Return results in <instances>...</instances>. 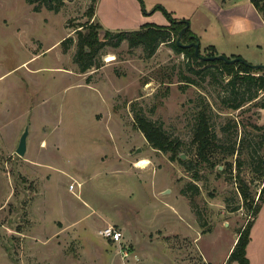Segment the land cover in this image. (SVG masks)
I'll return each mask as SVG.
<instances>
[{"label":"rangeland","instance_id":"1","mask_svg":"<svg viewBox=\"0 0 264 264\" xmlns=\"http://www.w3.org/2000/svg\"><path fill=\"white\" fill-rule=\"evenodd\" d=\"M120 1L104 2L119 10L106 16L128 28L107 30L151 24L135 25V12L169 24L154 10L161 6L173 19L193 20L195 30L210 26L201 55L212 44L218 55L264 64L262 24L251 21L247 32L230 36L216 20L230 22L247 0ZM88 6L0 0V264H224L236 232L251 220L235 176L254 203L264 190V89L238 83L242 106L230 111L228 77L167 43L150 56L126 41L104 46L95 58L100 67L81 73L75 28L87 22ZM67 37L73 43L63 52ZM202 111L214 136L205 160L192 143ZM135 114L178 140L187 165L152 148ZM263 206L247 246L250 264H264ZM106 227L121 232V241L101 236Z\"/></svg>","mask_w":264,"mask_h":264},{"label":"trees","instance_id":"2","mask_svg":"<svg viewBox=\"0 0 264 264\" xmlns=\"http://www.w3.org/2000/svg\"><path fill=\"white\" fill-rule=\"evenodd\" d=\"M37 0H29L32 4ZM142 4L141 0H138ZM258 15L261 17L264 23V0H248ZM47 4L48 2L44 0ZM98 0H89V6L85 13L88 20L75 28V53L74 63L77 64L81 73L86 72L90 68L98 69L100 66L95 62V58L99 51L104 46H110L111 48H117L121 42L126 41L129 48H135L142 46L144 51L150 56L156 48L158 43L170 44L172 49L177 54H182L186 59H190L195 62L199 67L210 66L218 70L221 75L228 77L227 84L230 86V93L228 94L227 108L230 111L239 109L242 105V101H236L237 93L235 88L238 83L246 85L247 88L253 86L256 91L264 89V70L253 69L250 63L245 65L244 63L236 62L234 64H226L219 60H203L202 57H214L217 54L213 46L206 47L205 54L196 55L194 48H184L176 44V39L180 34V43L189 44L195 42L198 39L190 31L189 22L186 19H173L169 13H167L161 6H157L154 10H161L168 20L167 26H156L154 24L142 25L138 30L133 31H111L105 29L94 17L95 7ZM34 11H39L38 7L34 8ZM188 24V26H186ZM102 36V37H100ZM73 43L71 37L64 39L60 46L63 52H66L68 46ZM200 48V45H199ZM226 58V57H225ZM240 58V57H236ZM233 59V58H226ZM255 74H257L255 76ZM183 82L186 84L191 81L183 77ZM255 95V94H254ZM253 95V96H254ZM254 99V98H253ZM250 98L249 100H253ZM226 102V100H225ZM259 107L264 108V103ZM196 126L192 135V143L196 144L197 154L205 160L203 154L204 150L211 145L214 141V136L210 135L208 128V120L204 112H200L196 118ZM134 122L137 129L143 134L147 143L154 149L162 153H169L170 160H178L182 165L186 166L187 162L181 161L179 154V147L181 143L178 140L170 139L162 128L155 123L147 120L143 116L134 115ZM261 163V161H260ZM238 166L240 164L238 163ZM259 168V167H257ZM219 170L218 168H216ZM260 174L262 171L260 170ZM236 178V191L238 192L243 206L251 214V220L246 221L242 228L236 232L235 243L229 252L224 264H249L246 258V246L249 242V234L253 225V221L259 210L261 204L264 201V190H260L257 196V203H254V198L251 196L248 185L237 174ZM191 207H194L193 199H188Z\"/></svg>","mask_w":264,"mask_h":264},{"label":"crops","instance_id":"3","mask_svg":"<svg viewBox=\"0 0 264 264\" xmlns=\"http://www.w3.org/2000/svg\"><path fill=\"white\" fill-rule=\"evenodd\" d=\"M109 1L112 4L117 5V6H119L120 3H121L120 0H109ZM126 1L131 7L135 6V3H134L133 0H126ZM104 2H107V0H98L96 8H95V13H94L95 19L104 28H108V27L111 28V29H117V28H120V27L128 28L126 26L127 24L125 26H120V25L112 26V24L109 23L110 20H109L108 17H110V16H109L108 12L110 10L113 11V12H116V11H119V10H116L115 8L107 9L103 5ZM203 4L205 5V3H203ZM214 5L216 7H218L217 4L214 3ZM242 8L245 10V12H240V14H237V15L236 14H232V17L234 19L231 20L230 22H226V21H224L223 19H220V18H218V19L221 20V21H218V19H216L217 22L221 25V27L230 36H234V35H237V34H244L245 32H247L249 29H251V27H250V25H251L250 22L251 21H253L255 23L257 22L259 25L262 24L264 26V23H263L261 17L258 15V13L255 11V9L252 7V5L250 4V2L248 0H247V3L242 5ZM219 10L220 9H218V12H219ZM135 13H136V14H134L135 15V19H136V24L135 25H137V26L141 25L144 22L151 23V24H154L156 26H162V27L168 25L167 22L163 18H161V16H159L158 14H153L149 18H144L143 16H141L140 13H138V12H135ZM106 14H108V17L106 16ZM179 19H186V18H179ZM188 22H189L190 31L197 37L199 45H200L201 40L202 39L203 40L206 39L205 36H206L207 30L209 29L210 26H207L206 28H197L198 30H195V26L193 25V23H194L193 20L188 19ZM209 46H213V45L209 44ZM262 210H263V208L261 207L259 213L262 212ZM259 213L257 214V218H258ZM256 220L257 219L255 218V220L253 222V225H252V228L250 230L249 238H250V236L252 234V231L254 230V227H255V224H256ZM234 243H235V241H234ZM249 243H250V239H249V242H248L247 246L249 245ZM247 246H246V250H245L246 251V258L248 259L249 264H250V260H249V257H248ZM231 249H230V251H231Z\"/></svg>","mask_w":264,"mask_h":264},{"label":"water","instance_id":"4","mask_svg":"<svg viewBox=\"0 0 264 264\" xmlns=\"http://www.w3.org/2000/svg\"><path fill=\"white\" fill-rule=\"evenodd\" d=\"M47 2L51 1V0H46ZM188 26V24L186 25ZM182 32V31H181ZM180 32V34H181ZM180 34L178 35L177 39H176V44L178 46L184 47V48H190L193 47L194 48V52L196 55L199 54V44L197 43V40H195V42H191L189 44H181L180 43ZM203 60L206 61H210V60H219L222 61L226 64H234L236 62H240V63H244L245 65H247V63H245L241 58H233V59H226L224 56L222 55H216L214 57H202ZM253 69H261L264 70V65H250ZM27 134H28V130L27 127L24 129V131L22 132V134L19 137L18 140V144L17 147L15 149V153L19 156V157H23L25 155L26 152V138H27ZM138 152V151H136ZM179 157L181 160H183L185 158L184 155L179 154Z\"/></svg>","mask_w":264,"mask_h":264},{"label":"built area","instance_id":"5","mask_svg":"<svg viewBox=\"0 0 264 264\" xmlns=\"http://www.w3.org/2000/svg\"><path fill=\"white\" fill-rule=\"evenodd\" d=\"M72 187L73 186L71 185L69 188L72 189ZM100 235L115 243L120 242L122 239L121 232L113 229L112 227L104 228L103 230H101ZM123 255L126 256L127 253L123 251Z\"/></svg>","mask_w":264,"mask_h":264},{"label":"bare ground","instance_id":"6","mask_svg":"<svg viewBox=\"0 0 264 264\" xmlns=\"http://www.w3.org/2000/svg\"><path fill=\"white\" fill-rule=\"evenodd\" d=\"M111 59H108L107 61H110ZM145 163V161H141V162H139L138 163V165L137 166H140V165H142V164H144ZM147 164V163H146ZM145 165V164H144ZM142 167V166H141Z\"/></svg>","mask_w":264,"mask_h":264}]
</instances>
